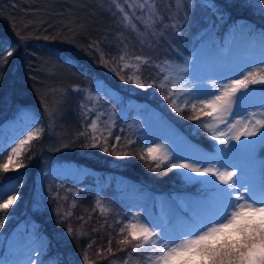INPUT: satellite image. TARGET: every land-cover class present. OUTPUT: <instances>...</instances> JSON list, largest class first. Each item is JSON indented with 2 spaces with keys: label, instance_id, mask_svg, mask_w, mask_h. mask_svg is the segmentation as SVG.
Returning <instances> with one entry per match:
<instances>
[{
  "label": "trees",
  "instance_id": "obj_1",
  "mask_svg": "<svg viewBox=\"0 0 264 264\" xmlns=\"http://www.w3.org/2000/svg\"><path fill=\"white\" fill-rule=\"evenodd\" d=\"M119 2L127 11L125 0ZM128 2L136 4L140 0ZM212 3L215 9L206 6V0H155L161 19L148 28L147 10L134 9V31L122 23V14L113 0H0V57L9 46L16 48L7 63L0 61V142L6 139L11 122L24 113L44 129L40 140L25 150V167L0 172V184L15 185L18 196L7 212L0 210V219H4L2 237L24 225L29 231L43 234L47 239L44 257L54 264H85V256L88 264H150L146 256L150 250L134 253L135 241L129 245L119 243L127 234L126 229L124 233L121 229L130 218L132 199L114 189V179L125 177L140 189L156 194L198 192L196 185L200 183L186 185L179 170L152 171L158 162L141 160L138 155L145 147L144 139L125 125L127 117L118 116L109 123V105L123 104L127 116L133 111L134 102L137 108L151 110L173 122L207 150L213 149L214 140L207 130L198 127L197 121L185 118L190 114L187 110L183 116L176 115L156 88L140 89L125 83L109 68L119 70L122 52L131 57H149L152 66H143L142 79L159 83L162 74L158 75L155 65L184 63L211 30L216 48L223 51L231 39V27L238 21L249 22L253 35L264 33V3L260 0ZM90 44L94 46L89 48ZM101 52L108 61L107 67L100 61ZM134 73L135 69L127 68L121 74L127 78ZM76 87L83 91H73ZM109 91L116 92L119 98H111ZM89 95L92 99H88ZM46 106L57 109L54 119L47 116ZM97 117L98 129L108 141L107 145L103 139L99 143L108 146V152L100 147H82L88 142L85 137L77 140V135L85 132ZM116 121L121 129L114 124ZM117 136L121 137L119 142ZM63 143L69 147H61ZM0 147L8 150L7 144ZM125 151L127 156L123 155ZM256 157L261 177L264 146ZM58 162L73 163L79 173L54 172L52 167ZM101 178L105 182L97 194L95 184ZM200 189L203 197L210 190L201 185ZM97 199L108 206L106 213L97 207ZM5 200L7 195L0 203Z\"/></svg>",
  "mask_w": 264,
  "mask_h": 264
},
{
  "label": "snow or ice",
  "instance_id": "obj_2",
  "mask_svg": "<svg viewBox=\"0 0 264 264\" xmlns=\"http://www.w3.org/2000/svg\"><path fill=\"white\" fill-rule=\"evenodd\" d=\"M260 2L264 3V0ZM113 3L122 14V23L130 26L134 31L136 30V25L133 23L134 9H139L141 12L147 10L146 27L148 28L161 19L155 0L151 2L140 0L136 4L125 0L127 11L119 0H113ZM206 6L216 8L212 0H206ZM220 18H223L222 14ZM135 19L139 20L140 17L136 16ZM172 27L175 28L176 25ZM20 39L25 37L21 36ZM44 39L48 37L45 36ZM93 46L90 44L89 48ZM95 47L99 49L98 45ZM15 51V46H9L5 54L0 57V61L7 63L8 58L13 56ZM100 61L105 67L108 66V61L102 52ZM119 61L121 62L119 70L117 68H109V70L116 72L123 82L133 83L140 89L156 88L169 102V107L176 115L183 116L185 110L190 112L185 118L197 121L198 127L207 130L211 139L221 146L218 152L223 153L224 149L228 148L226 140L237 141V148L241 145L250 148L256 141L249 138L259 137L260 144L264 146V100L256 109L246 111L240 119H231L237 104L251 98L253 92L251 86L264 85V60L258 63L253 61L252 64L243 63L233 69L235 75L212 79L210 89L201 86L203 80L197 74L196 63H193L191 72L185 67L173 66L170 62L155 65L159 69L158 75L162 74V79L156 83L155 79L150 82L142 79L143 66H152L149 57L140 55L131 57L126 52H122ZM127 68L135 69V73L125 78L121 73ZM182 73H188L192 79H186ZM73 91L83 90L76 87ZM88 99L92 97L89 95ZM81 107L84 105L82 104ZM45 112L49 119H54L57 109L46 106ZM220 125H224L226 131L221 130ZM107 131L110 135V126ZM43 132V128H32L27 130V134L22 138H18V142L13 141L14 146H8L10 151L0 147V158L3 161L0 162V172L7 173L25 167L22 159L25 150L31 149L32 142L39 141ZM80 137H85L88 141L82 147H100L104 152L109 150L108 146H101L99 143L103 139L104 144L107 145L108 141L98 129V117L92 119L85 132L77 135V140ZM120 140L121 137L117 136L116 141ZM132 143L134 142L129 141V144ZM61 147L67 148L69 144L63 143ZM111 147L115 149L116 145L113 144ZM237 148L230 151L234 152ZM5 151H7L6 156ZM113 154L119 155L115 152ZM123 155L127 156L128 152L125 151ZM138 155L141 160L158 162L151 168L154 172L174 169L192 174L185 175L184 179L189 183L198 182L204 185L210 189V193L201 200L190 202L187 206L181 205L174 210H164L158 217L132 215L131 221L121 229V233L126 229L127 234L119 241L120 244L129 245L135 241L132 247L134 253L150 250L151 255L147 258L150 264H264V171L261 172L259 184H256L250 178H246L244 169L239 165L229 167L219 159L212 162L205 161V158L199 155L183 156L173 153L166 145L158 143L144 147ZM31 158V156L27 157L29 160ZM241 188L243 191H240ZM15 193V185L0 184V200H4L7 195V200L0 203V210L7 212L17 201L18 196ZM96 205L102 213L108 211L99 199ZM3 226L4 219H0V228ZM71 232L72 230L69 229V234ZM108 251L111 252V248ZM84 260L85 264H88L87 256Z\"/></svg>",
  "mask_w": 264,
  "mask_h": 264
},
{
  "label": "rangeland",
  "instance_id": "obj_3",
  "mask_svg": "<svg viewBox=\"0 0 264 264\" xmlns=\"http://www.w3.org/2000/svg\"><path fill=\"white\" fill-rule=\"evenodd\" d=\"M252 25L247 21H238L237 24L231 27V39L228 42L227 48L223 51L217 49L215 46L216 37L212 34V30L208 33L203 40L199 42L191 58H187L184 63L177 64L192 71L193 63L197 65V74L203 80L201 85L205 89L211 88V80L214 78H221L225 76L235 75L234 68L241 66L243 63L252 64L253 61L259 62L264 60V36L258 32L253 35L251 33ZM186 79L191 80L192 76L188 73H182ZM253 92L251 98L237 104L235 112L231 119H240L246 114V111L256 109L259 103L264 100V87L260 84L252 85ZM109 96L115 100L119 98L116 92L109 91ZM123 104L115 106L109 105L108 122L110 123L118 116L125 118V125L132 129L138 136L144 139L145 147L153 143L166 145L173 153H178L183 156L199 155L205 158V161L215 162L219 159L222 163L227 164L229 167L239 165L244 169L246 178H250L256 184L260 182V172L257 171L256 154L258 149L262 146L259 142V137L249 138L255 140L256 143L250 148H244L242 145L237 148V141H228V148L224 149L223 153L217 150L221 147L217 141L213 150H207L198 142L190 139L185 133L180 131L173 122L168 121L165 117L153 113L151 110H144L137 108L135 103L133 111L130 115L124 114ZM118 129L122 125L116 121L114 123ZM41 128V123L33 121L31 115L24 113L20 119L11 122L9 131L7 132L6 139L0 142V146L7 144L14 146L13 141L18 142V138H22L27 134V130L32 128ZM221 130H225L224 125L219 126ZM243 140V138H242ZM237 148L236 151H230ZM10 151V148L8 147ZM227 154V155H225ZM55 172L69 171L71 173H79V167L73 163L58 162L52 167ZM182 177L185 175H192L184 171H180ZM260 177L259 179L257 177ZM201 179V178H197ZM214 179V178H212ZM105 182L104 178L95 184V192L100 193L101 188ZM186 181V180H185ZM192 183V182H191ZM186 181V185L191 184ZM218 184V181L216 182ZM202 188L206 187L200 184ZM114 189L120 195L131 197V215L128 223L132 219V215L142 214L145 217H158L164 210H174L181 205L187 206L190 202L201 200L204 197H198L191 191L177 192L172 198L165 193L156 194L151 190L140 189L138 185L131 180L117 176L114 179ZM240 191H243L241 188ZM210 190L207 195H209ZM108 209V206H104ZM3 235L0 234V241ZM47 239L39 232H32L26 229L15 228L6 237L4 246L0 248V264H54L47 257H44ZM151 252L146 254L147 258Z\"/></svg>",
  "mask_w": 264,
  "mask_h": 264
}]
</instances>
